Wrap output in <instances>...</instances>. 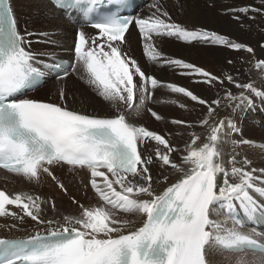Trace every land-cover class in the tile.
<instances>
[{
	"label": "snow or ice",
	"instance_id": "snow-or-ice-1",
	"mask_svg": "<svg viewBox=\"0 0 264 264\" xmlns=\"http://www.w3.org/2000/svg\"><path fill=\"white\" fill-rule=\"evenodd\" d=\"M37 2V14L75 25L73 59L68 71L54 51L34 50V38L58 46L61 29L22 30L12 0H0V170L32 189L0 190V219L13 221L10 228L26 219L33 222V230L22 238L0 237V264H220L216 255L225 252L236 257L227 264H264V243L256 238L264 233L255 227L264 223V167L253 166L239 151L252 144L244 139L241 125L258 110L257 101L264 105V58L226 35L177 23L161 0H152L148 15L138 14L133 0ZM224 14L245 28L246 19L264 20V0L258 6H226ZM132 27L148 63L193 77V83L224 86L221 99L227 101L228 115L219 118L221 99L202 98L146 72L124 47ZM157 38L252 54L248 71L256 72L260 87L257 80L241 83L229 72L217 76L166 56ZM259 47L264 51V44ZM50 71L61 80L77 73L113 114L70 108L63 88L55 102L27 96L43 86ZM161 88L204 109L196 122L168 121L177 127V135L189 130L183 149L172 144L171 133L134 120L145 112L156 121L165 119L148 106ZM56 169L84 173L80 183L85 197L91 191L90 202L69 196L74 210L60 211L55 197L39 194L36 189L47 178L68 196ZM169 170L178 177L175 182L169 183ZM161 184L165 187L157 191Z\"/></svg>",
	"mask_w": 264,
	"mask_h": 264
},
{
	"label": "bare ground",
	"instance_id": "bare-ground-1",
	"mask_svg": "<svg viewBox=\"0 0 264 264\" xmlns=\"http://www.w3.org/2000/svg\"><path fill=\"white\" fill-rule=\"evenodd\" d=\"M145 1L147 2V4L145 5V7H143L141 10L137 12L138 14L141 15L150 14L151 9L149 8V4L152 2V0H145ZM161 3L163 4L164 8L170 13L173 20L176 21L177 23H180L187 28L202 27L210 31H215L218 34L226 35L231 40H234L236 42H242L252 46L255 49L256 57L264 58V51H262L261 48L259 47L261 44H264V32L261 31V29L264 28V20H262L259 17H257L255 21H252L251 19H246L242 22L246 24L247 27L241 28L240 24L231 18V14L228 15L224 14L226 6H243L249 4L258 6V0H161ZM12 4L13 7L15 8L19 20V25L22 30L24 28H27L29 30H37V31L60 28L61 29L60 35H67V36H71V34L74 31L75 25L70 24L67 21H64L60 17H52L47 13L37 14V12L35 11V9L38 7L37 0H12ZM34 24L35 25L37 24L38 27L34 26ZM86 31L95 34V30H92L90 28L86 29ZM126 37L128 43L124 46L125 50L131 56H133L135 59L139 61V63L145 69L146 72L155 75L156 78H158L162 82L175 83L177 85L186 86L190 90L194 91L197 95L208 100H212L215 98L221 99V97L224 95V86L217 85L216 87H211L201 83H193V77L182 76L178 73L177 70H173L171 68H168L167 66H157L148 63L143 55L141 38L139 34L136 33L135 27L130 28V31L128 34H126ZM138 39H139L138 50L136 51L135 48L134 50H132L131 46H133L134 42ZM59 40L62 41L61 39ZM42 41L43 40H39L38 42H42ZM69 41L72 42L71 39H69ZM156 42H157V47L159 48L160 51H162L164 55L172 58L183 59L186 62L193 63L217 76H222L224 72H229L234 77H236L237 72L241 71L247 73L249 72L248 70L251 68V65L248 64L247 61L252 58V54L243 51L241 52H235L233 50L229 51L227 48L221 46L204 45L198 42L187 44L182 41L176 40L174 38H157ZM36 44H37V40L34 38L33 39L34 50L39 51L42 49H46L47 46L46 44L45 45H38V44L36 45ZM70 47H71L70 44H67L65 46L60 44L56 46L55 49L52 50L58 51L57 48L62 49L67 56L62 60H72L73 52L70 50ZM134 47H136V44H134ZM58 59H60V57H58ZM229 60L234 61V64H228L227 62ZM249 77L250 75H247L242 83H247L246 81L249 79ZM73 79L74 80H72V78L70 79V81L72 80L73 86L75 84L79 85L80 83L78 84V82H82V81L85 82L84 80L80 79V77H74ZM55 80L56 82L66 81V79L61 80L54 78L53 81ZM86 85L87 87H89L87 83ZM225 86H227L228 89L232 91L234 95L238 94V90L235 89L234 86L228 85L227 81H225ZM45 87L46 84L44 88ZM257 87H260V83L258 80H257ZM41 90L42 89H39L36 92H39ZM94 96L96 97V99L94 100V104L97 107L99 106L110 107L105 101L102 100V98H99V96L96 95V93ZM154 99L156 102L150 103L148 106L150 107L152 105V109L154 111H157L160 115H162L165 118L163 121L154 120V122L161 124V126L164 127V130H167V132H170L172 135H174L172 144L174 146H179L181 149H183L186 142L189 141V139L185 137V134L189 130L186 129L183 130L184 131L183 136L177 135L176 134L178 131L177 127L171 125L170 123H168V121H170L173 118H178V119L194 122L197 121L195 120V117H197L198 115H202V116L204 115V109L202 108V106L195 105L194 102H191L187 98H184L178 94H172L164 88L158 89L155 92ZM173 100L178 101V103L177 104L171 103V101ZM160 102L165 104L169 103V106L164 109L156 107V105ZM221 103L222 104L219 109V113H220L219 118H224L225 116L228 115L229 110L226 107L227 101L221 99ZM259 103L260 102L257 101V105ZM179 104H184L185 108L184 109L180 108L178 106ZM262 112L264 113V105H262V109L259 111V113ZM146 114H143L140 117L145 118ZM89 115H99V114H89ZM104 115L106 114H100V116H104ZM254 118L255 117L253 113H251L249 119L253 120V124L247 125L245 123L246 126H244L246 134L248 135L253 134L252 136H254V137H250L248 135H245L246 139L252 142L250 146L251 150L250 151H248L249 149L246 150L247 153L246 156H248L253 161V166L264 167V151L261 150V147H258V145H264V140L261 139L262 138L261 135L264 134V130L260 128L258 125L256 124L254 125ZM258 120L261 119L257 118L255 122L256 121L258 122ZM148 128L152 130V127H148ZM195 130L197 132L203 131V129L200 128H197ZM253 145H257V146H253ZM227 150L228 149L226 148V154H227ZM175 158H178V156ZM55 174L68 187L69 190L68 196L60 194L58 188L54 185V183L47 178H45L42 181L41 186L38 189H36V191H38L39 194L48 197L49 196L55 197V199L57 200L56 204L58 208L61 206V203L63 202L69 203L68 197L70 195H74L78 200L86 204L90 202L89 198L92 196V194L88 191V197H85V190L83 188V185L80 183V180L83 177L84 173L81 172L77 174H70L67 172L66 169H56ZM153 174L154 175L157 174L155 169H153ZM165 174L169 175L170 177L169 183L175 182L178 179V177L175 174L171 176L172 172L170 170L168 173ZM70 177L72 178V180H70ZM18 183L21 184V186ZM68 183H76L75 187H77L78 190H76V192H73L71 190L72 186L68 185ZM164 187L165 185L163 184L159 185L157 191H162ZM0 190H4L9 193H15L19 191H32V189L29 188V186L26 185L22 180H20L17 177H14L11 174L4 172L3 170H0ZM8 220L7 221L0 220V233L2 235L1 237L22 238L27 234V232H31L33 230V229L30 231L26 230L23 233L12 232V235L4 236L3 232L6 233L7 228L10 227V223H13L12 221H8ZM26 222L29 221L26 219ZM17 226H21V225L18 224ZM246 255L248 258H252L251 253H246ZM221 256L227 257L229 259L236 258L235 255L225 252V253H217L216 259L219 261V257Z\"/></svg>",
	"mask_w": 264,
	"mask_h": 264
},
{
	"label": "rangeland",
	"instance_id": "rangeland-1",
	"mask_svg": "<svg viewBox=\"0 0 264 264\" xmlns=\"http://www.w3.org/2000/svg\"><path fill=\"white\" fill-rule=\"evenodd\" d=\"M34 26L38 27V25L34 24ZM135 31L136 33H138V30L135 28ZM139 34V33H138ZM58 39H61L62 41H60L59 45L62 44L63 46L67 45V44H72V42L69 41V39L72 40V34L71 36H67V35H60L58 36ZM133 40V39H132ZM38 45H45V43L42 41V42H37ZM36 44V45H37ZM134 44H136V47H134ZM133 46L132 47V50H135L137 51L138 50V44H139V39L136 40L134 42ZM47 45V44H46ZM131 45V43H130ZM129 45V47H130ZM46 49L49 50V51H53L52 49H55V47L51 46V45H47L46 46ZM58 51H54L56 53V56L57 57H60L61 59L67 57L66 54L64 53V51L62 49H59L57 48ZM229 51H232L230 49H228ZM254 71V70H253ZM251 72V74L249 72L245 73V72H237L236 73V80L238 82H243L244 81V78L247 76V75H250L249 79L246 81V82H249L250 80H257V74L256 72ZM249 73V74H248ZM74 77H79V75L77 73H72L71 75H69L66 79L65 82H59L56 80L53 81L50 80L48 84H46V89L43 87L41 91L39 92H36L34 94H32V96H30L31 98H34V99H38V100H51L53 102L56 101L57 99V95H58V92L61 88L64 89V91L66 92L67 96H68V106L74 110H77V111H81V112H85V113H88V114H106V115H109V114H113L114 112V109H112L111 107H97L95 104H94V100L96 99V97L94 96L95 95V92L90 88V87H87L86 83L85 82H78L79 85L75 84L73 86L72 84V80H74L73 78ZM72 78V80L70 81V79ZM68 80V81H67ZM53 81V82H52ZM70 83V84H69ZM67 85V86H66ZM69 86V87H68ZM68 87V88H67ZM75 87V88H74ZM58 89V90H57ZM67 89V90H65ZM69 89V90H68ZM91 90V91H90ZM94 94V95H93ZM100 98V97H99ZM216 99V98H215ZM259 102V101H258ZM161 103V102H160ZM158 103L156 105V107H159V108H167L169 106V103L168 104H165V103ZM222 104V103H221ZM152 108V105L150 106ZM257 111L256 112H253V115H254V125H258L260 128H262L264 130V113H259V111L262 109V105L259 103L257 105ZM146 114V112L144 113ZM146 117L145 118H142V117H134V120L137 122V123H142L148 127H152V130L154 131H157L161 134H164L167 132V130H164V127L161 126V124H158L156 122H154V118L151 117L150 114H146L145 115ZM170 116V115H169ZM202 115H198L197 117H195V120H198L199 117H201ZM257 118L261 119V120H258V122L255 120H257ZM196 122V121H194ZM245 123L248 125V124H253V120L249 119H245V121L243 122V124L241 125V128H242V133H243V137L244 139H246V136L245 135H248L246 134L245 132ZM167 133H170V132H167ZM253 135V134H252ZM251 134L248 135L250 137H254L252 136ZM259 136V135H258ZM262 136V140H264V134L261 135ZM185 137L187 139H190V137L187 135V133L185 134ZM170 140L172 142V140L174 139V135H170ZM251 145H244V146H241V148L239 149L240 153H241V156H246L247 153H246V150L250 151L251 148H250ZM260 146V145H258ZM248 147V148H247ZM261 150L264 151V147H261ZM248 157V156H247ZM173 175V173L171 174V176ZM12 180V179H11ZM70 180H72V178L70 177ZM13 184V183H11ZM9 184V185H11ZM19 184V183H18ZM21 186V184H19ZM68 185H71L72 186V191L73 192H76V190H78L76 186V183H68ZM66 186V185H65ZM67 187V186H66ZM77 188V189H75ZM68 189V187H67ZM58 191L60 192V190L58 189ZM69 191V190H68ZM89 192L91 193V191L89 190ZM60 194H62L60 192ZM92 194V193H91ZM42 195V194H41ZM63 195V194H62ZM43 196V195H42ZM70 196H74V195H70ZM45 197H48V196H45ZM56 200V199H55ZM56 203H57V200H56ZM63 205V206H62ZM67 205V206H66ZM72 205L70 204V201L69 203L67 202H63L61 203V206L57 208L60 210V211H73V207H71ZM8 221H11L10 219ZM29 222H25L24 224H22L20 227L22 228V232H19V233H23L25 232L26 230L27 231H30L33 229V222L28 220ZM13 222V221H12ZM14 223V222H13ZM9 231V228L8 230ZM13 231V230H12ZM18 231V230H17ZM8 234V232H6ZM18 233V232H16ZM8 235H12L11 234H8ZM251 259V258H249ZM227 260H234V259H229L227 257H219V262L220 264H227Z\"/></svg>",
	"mask_w": 264,
	"mask_h": 264
}]
</instances>
